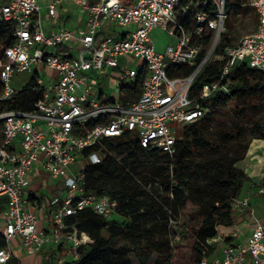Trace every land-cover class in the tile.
<instances>
[{
	"label": "built area",
	"instance_id": "obj_1",
	"mask_svg": "<svg viewBox=\"0 0 264 264\" xmlns=\"http://www.w3.org/2000/svg\"><path fill=\"white\" fill-rule=\"evenodd\" d=\"M65 1L50 0L48 16L54 18ZM71 1L83 25L49 30L41 20L40 0L0 3V20L13 26V43L0 53V264H24L15 260L14 240L27 254L57 246L51 264H72L79 258L77 248L93 241L69 218L85 207L104 217L117 208V199L108 194L84 192L85 166L102 160L100 152L85 151L98 140L132 132L141 147L172 156L177 131L209 110L201 100L230 93V76L240 63L264 73V0L241 4L253 9L255 26L222 49L229 32L224 25L230 11L226 0ZM156 27L175 39L164 51L156 49L151 36ZM131 55L139 65L121 66L120 58ZM211 61L221 62L218 77L192 95L196 77ZM176 65H192L193 70L170 76L168 70ZM23 70L33 72L29 88L37 97L29 108L9 107L18 103L23 89L14 88L11 77ZM93 70H107L124 84L141 77L139 92L100 99L93 95ZM34 173L61 178L67 189L64 200L55 194L57 188L47 196V229L41 226V207L29 187ZM258 192L264 194V183ZM231 204L241 209L248 199ZM59 248L72 260L67 262ZM247 255L255 263L264 261V223H257L244 241L224 244L219 254L196 264H244Z\"/></svg>",
	"mask_w": 264,
	"mask_h": 264
},
{
	"label": "trees",
	"instance_id": "obj_2",
	"mask_svg": "<svg viewBox=\"0 0 264 264\" xmlns=\"http://www.w3.org/2000/svg\"><path fill=\"white\" fill-rule=\"evenodd\" d=\"M244 1L226 0V5L240 9ZM12 29L0 20V53L13 43ZM232 40L231 31L224 34L220 49ZM220 65L211 61L204 66L192 95L218 77ZM192 70V65H176L168 74L186 76ZM230 77V93L201 100L209 110L178 130L172 156L141 147L132 132L102 138L85 151L100 152L102 160L85 166L84 192L108 194L118 205L110 217L85 207L69 218L93 239L77 248L79 258L72 264H131L130 252L140 264L153 253L157 264H196L213 253L215 245L209 240L219 226L233 224L231 203L249 180L236 163L244 159L251 139L264 137V73L242 62ZM140 81L121 84V95L138 93ZM31 85L24 86L18 103L9 107L29 108L37 97ZM53 252L45 255L44 264H50Z\"/></svg>",
	"mask_w": 264,
	"mask_h": 264
},
{
	"label": "crops",
	"instance_id": "obj_3",
	"mask_svg": "<svg viewBox=\"0 0 264 264\" xmlns=\"http://www.w3.org/2000/svg\"><path fill=\"white\" fill-rule=\"evenodd\" d=\"M4 0H1L3 2ZM50 0H40V15L42 23L46 30L50 28L57 27H68V28H77L80 25H83V19L80 18L75 5L70 0L68 1L70 7L65 6L66 2L60 6L56 11V16L54 18H50L47 14V5ZM254 17L255 13L253 11ZM256 18L253 20V24L255 26ZM94 79V88L93 95L100 98L105 99L109 97H113L111 92H107L105 89L101 88L99 85V81L97 77L91 76ZM117 95H120V87ZM122 96V95H121ZM258 139L261 140L262 143H256L253 148V152L249 153L250 144L253 140ZM236 167L241 169L248 177L249 180L245 183L242 188L238 200L247 198L248 204L244 205L241 209H233V224L230 226H219L217 236L214 238L213 244L215 245L212 256L219 254L220 247L224 244H236L245 240L251 229L257 223H264V194L258 192L259 185L264 183V138H253L251 139L246 155L243 160L236 163ZM47 177L44 173H34L31 177L30 181V190L33 192L36 197H33V200L38 203V206L41 207L39 209V213L41 216V226L45 229L51 226L49 212H46V200L47 194L43 193V190L47 186ZM56 188L51 190L53 191ZM229 237L230 241H225L224 239ZM14 244V257L15 260H19L24 264H41L44 263L45 255L49 253L52 249L54 252L51 256L50 264L52 261L53 255L56 253L58 249L57 246H44L42 250L35 254H27L17 246V241H13ZM60 252L66 254L65 249L59 248ZM35 255L36 258L31 259L30 256ZM209 257V256H208ZM255 263V262H254ZM256 264H264V261Z\"/></svg>",
	"mask_w": 264,
	"mask_h": 264
},
{
	"label": "rangeland",
	"instance_id": "obj_4",
	"mask_svg": "<svg viewBox=\"0 0 264 264\" xmlns=\"http://www.w3.org/2000/svg\"><path fill=\"white\" fill-rule=\"evenodd\" d=\"M68 1L70 0H67V2L65 1L66 2L65 6L70 7ZM247 11L253 13V9L251 7L248 8L245 6H241L240 9L230 8L229 17L224 21V25L227 27L229 31L232 32L233 35L232 42L234 43L237 42V40L241 36L250 32L254 28V24H253L254 22L252 20L253 17H251L250 13H246ZM151 36L153 38V41L155 42V46L158 51H164V48L167 44H174V40H175L174 37L168 35L166 31L162 30L159 27H156L151 31ZM139 62L140 60L136 58L134 59L132 55L128 57L126 56L122 57L120 58L119 61L121 66L128 64L133 67L135 66L137 67L139 65ZM89 75L97 77L98 81L100 82L99 85L101 86V88L105 89L107 92L108 91L111 92L113 97L115 98L118 97L116 93L118 92L120 85L124 84L123 80H119L117 78L109 76L107 70H105L103 73H98L95 70H93L89 72ZM41 77L45 82L47 81L45 76V70L41 72ZM32 79H33V72L31 70L18 71L14 73V75L11 77V84L14 88L17 89L19 87H24L30 84ZM121 101L124 102L123 100ZM231 104L232 103H229V106H231ZM256 143H262V141L258 139L253 140L252 143L250 144L249 153L253 152V148L256 145ZM129 153L130 152L126 150V154L128 155ZM45 181H47V186L43 190L44 194H47L49 197H51L52 194L51 190L54 188L55 185L57 188V191H54L55 194L58 195L60 194L62 200H64L67 197V189H65V187L63 186L61 178H46ZM113 218H116L117 221L120 222L122 221V218L118 217L117 215H113ZM121 243L122 242H119V244ZM62 256L66 259L67 262L72 260L71 255H67L64 253ZM128 256L131 264H140L134 252H130ZM211 256L212 254L209 256V258H212ZM156 257H157V253H153L146 264H157L155 262ZM30 258L33 259L36 258V256L33 255L30 256ZM244 264H256V263L251 261L249 255H247V260Z\"/></svg>",
	"mask_w": 264,
	"mask_h": 264
}]
</instances>
